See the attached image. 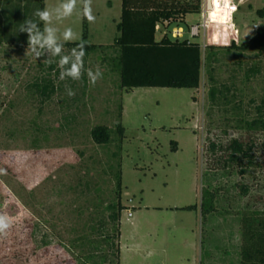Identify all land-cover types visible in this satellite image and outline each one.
Segmentation results:
<instances>
[{
    "label": "rangeland",
    "instance_id": "obj_1",
    "mask_svg": "<svg viewBox=\"0 0 264 264\" xmlns=\"http://www.w3.org/2000/svg\"><path fill=\"white\" fill-rule=\"evenodd\" d=\"M58 2L43 0L44 8ZM219 5L227 23L208 18L204 34L189 38L201 49L197 89L121 88L113 46L85 52L81 79L61 81L58 57L0 44V214L13 220L0 234V264H116L117 202L119 264H183L199 252L201 264H239L241 216L264 210V129L249 127L264 120V52L226 48L264 25V0ZM80 7L54 25L71 27L74 42L112 45L121 0H91L85 39ZM201 20L187 14L184 37ZM175 23H159L155 38L171 36ZM97 68L102 78L93 85L86 70ZM96 125L108 128L107 143L92 140ZM232 139L253 146L255 166L242 176L239 166L210 168V142ZM202 190L215 196L204 217Z\"/></svg>",
    "mask_w": 264,
    "mask_h": 264
},
{
    "label": "trees",
    "instance_id": "obj_2",
    "mask_svg": "<svg viewBox=\"0 0 264 264\" xmlns=\"http://www.w3.org/2000/svg\"><path fill=\"white\" fill-rule=\"evenodd\" d=\"M201 0H121L119 22L116 24L118 36L112 45H85V52L101 47H116L118 54L116 64L119 73V85L123 89L137 87L157 88H190L197 89L200 82L202 67L201 49L197 42L189 38H172L163 33L155 38L156 26L166 22L174 27L185 23L187 14L200 12ZM43 0H0V44L27 43V34L20 32L18 26L27 18H35L36 9H43ZM259 17H264L263 10H257ZM86 37L85 19H83L82 39ZM79 42H68L64 47L70 50ZM208 49H212L208 47ZM240 52H264V25L257 26L254 34L239 45L233 42L226 48ZM52 91V87L50 89ZM45 91L43 95H45ZM211 98L214 96L210 91ZM250 128L264 129V120H253ZM117 132L121 136L123 128L118 125ZM92 140L97 144L109 141V130L104 125H96L91 131ZM252 144L243 143L239 139H232L226 146H218L213 142L209 150L213 154L210 168L226 169L239 166L242 176L252 171L255 157ZM213 163H215L213 165ZM120 179L117 187L120 188ZM242 194L248 193L246 184L240 183ZM120 197V192L117 194ZM214 193L202 190L200 211L201 215H209L214 210ZM194 206H184L180 209L189 210ZM124 208L116 203L115 212L111 219L115 222L116 238L119 237L120 212ZM240 250L239 264H264V210H253L241 216L240 219ZM116 250V264H118V246Z\"/></svg>",
    "mask_w": 264,
    "mask_h": 264
},
{
    "label": "clouds",
    "instance_id": "obj_3",
    "mask_svg": "<svg viewBox=\"0 0 264 264\" xmlns=\"http://www.w3.org/2000/svg\"><path fill=\"white\" fill-rule=\"evenodd\" d=\"M80 3L79 14L88 22H93L95 16L91 7V0H59L54 7H45L36 9L33 18H25L18 26L20 32L27 34V49L35 58L58 57L57 66L60 69L59 79L70 78L74 81L81 79L82 70H84L85 45L81 41L73 47L68 54L64 53V44L74 42L78 39L77 34L71 27H65L60 31L54 25V22L62 21L72 16L77 4ZM213 10L207 13L208 18L216 23H227V14H221L219 0H212ZM227 6V4L225 5ZM86 75L91 84L102 78L101 71L97 68L86 70ZM68 96L75 95L71 88H66ZM13 220L7 214H0V234H3L10 228Z\"/></svg>",
    "mask_w": 264,
    "mask_h": 264
},
{
    "label": "built area",
    "instance_id": "obj_4",
    "mask_svg": "<svg viewBox=\"0 0 264 264\" xmlns=\"http://www.w3.org/2000/svg\"><path fill=\"white\" fill-rule=\"evenodd\" d=\"M211 10H213L212 0H201V6H200L199 13L201 14L202 20L200 23L191 25L189 27L188 32H187L188 38L198 37L200 34V30L204 34L207 28V25L211 23L210 21H208V16H207V13ZM171 36L172 38H184V32L179 28H172ZM130 201L131 200H129V202ZM130 216H131V213L130 211L127 210V217H130Z\"/></svg>",
    "mask_w": 264,
    "mask_h": 264
},
{
    "label": "crops",
    "instance_id": "obj_5",
    "mask_svg": "<svg viewBox=\"0 0 264 264\" xmlns=\"http://www.w3.org/2000/svg\"><path fill=\"white\" fill-rule=\"evenodd\" d=\"M158 25V24H157ZM191 26V25H190ZM189 26V27H190ZM188 27V28H189ZM156 28H157V26H156ZM173 28H179V29H181L182 31L185 29L184 27H182V26H180V27H173ZM185 30H187V29H185ZM185 35V34H184ZM186 35H187V33H186ZM172 37V36H171ZM184 38H188V36H186V37H184ZM196 208V206H194L192 209H189V210H186V211H190V210H193V209H195ZM128 218H131V216L130 217H128ZM120 245H121V242H120V231H119V237H118V240H117V246H118V264H119V261H120V259H121V247H120ZM134 253H140L139 252V250H137V251H133ZM202 263V259H201V254H200V252L198 253V254H196L195 256L193 255L192 257H190V258H187L186 259V261H184L183 262V264H201Z\"/></svg>",
    "mask_w": 264,
    "mask_h": 264
}]
</instances>
